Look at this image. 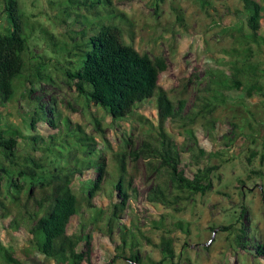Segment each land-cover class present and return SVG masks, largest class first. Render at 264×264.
Instances as JSON below:
<instances>
[{
    "label": "trees",
    "instance_id": "trees-1",
    "mask_svg": "<svg viewBox=\"0 0 264 264\" xmlns=\"http://www.w3.org/2000/svg\"><path fill=\"white\" fill-rule=\"evenodd\" d=\"M197 2L203 9L209 6L208 0ZM241 2L240 13L247 32L240 25L233 26L228 31L230 48L222 51L229 58L230 73L209 69L207 83L197 90L186 112V84H192V79H179L176 90L162 88L160 77L168 71L165 58L136 48L134 22L117 12L111 0L59 3L58 17L69 28L68 38L73 43L69 48L64 44L63 48L68 56L78 57L73 67L66 70V76L73 82L84 107L101 109L114 123L135 117L140 107L152 101L156 115L153 120L138 116L147 132L136 148L133 149L132 138H128L125 144L131 150L127 146L114 150L104 135L101 117L92 116L93 133H90L81 124L61 116L55 103L45 108L36 101L30 111L31 131L42 122L54 133L47 138L38 134L25 137L29 152L18 151V130L0 126V219H9L10 229L27 227L30 248L54 264H92L89 227L106 235L114 245L116 254L112 263L123 259L134 264H174L176 254L170 234L176 230L189 234L188 225L181 222L174 223L172 229H162L157 245L159 261L139 256L137 233L141 229L135 222H125L132 202L138 199L131 163L141 159L152 179L144 198L149 206L172 208L212 190L213 174L219 166L201 165L204 158L214 154L199 146L190 127L224 103L227 100L224 93L241 90L249 99L262 90L256 79L261 71L252 59L264 51L263 4L262 0ZM163 3L164 0H155L156 17ZM1 4L10 25L6 33H0V105L5 106L14 98L15 82L23 78L27 66L31 67L33 57L27 33L31 27L18 0H1ZM81 9L87 10L86 16ZM69 17L71 23H67ZM176 20L183 26L179 13ZM47 80L51 82L49 77ZM168 129H182L192 144L187 147L184 142L178 144ZM65 135L64 142L69 137L73 139L68 155L58 152L56 159L60 163L48 166L44 155L55 151L49 145L55 144L56 138L63 140ZM183 154H189V163L196 168L190 177L183 169ZM252 173L264 176V172ZM114 174L117 179L112 177ZM242 216L243 212L237 222L239 227L233 223L220 226V231L231 236L235 246L250 251L255 259H264V247L258 243L251 246V240L246 241V231L240 222ZM73 218L79 219V231L69 234ZM162 221L163 217L150 221L151 227L160 230ZM81 245L83 250L79 251ZM10 252L0 241V264L17 263Z\"/></svg>",
    "mask_w": 264,
    "mask_h": 264
},
{
    "label": "rangeland",
    "instance_id": "rangeland-1",
    "mask_svg": "<svg viewBox=\"0 0 264 264\" xmlns=\"http://www.w3.org/2000/svg\"><path fill=\"white\" fill-rule=\"evenodd\" d=\"M63 1L18 0L31 27L27 33L33 59L31 67L25 68L23 78L15 82L16 91L12 101L5 106L0 105V126L18 130V151L29 152L30 145L25 137L38 134L47 138L54 133L42 122L37 124L35 131H31L30 111L34 103L38 101L45 108L55 103L61 116L81 124L90 133H93L92 116L101 117L104 135L114 150L126 147L128 138H132L134 149L147 132L138 116L153 120L152 117L156 115L155 102L144 104L136 111L135 117L114 123L101 109L84 107L73 82L66 76V70L73 67L78 57L72 54L68 56L63 48L64 44L67 48L73 44L67 34L69 28L58 17L59 3ZM111 1L117 12L124 13L134 22L136 48L151 56L165 58L168 71L160 77L162 88L176 90L179 79H192V84H186L184 112L194 101L197 90L207 83L209 69L230 73L229 58L222 53L230 48L228 31L240 25L247 32L244 16L240 13L241 0H208L206 9L201 8L197 0H164L157 17L153 11L155 0ZM262 4L264 15V0ZM81 13L86 16L87 10L81 9ZM177 13L182 16L183 26L176 20ZM71 20L72 17H69L67 23H71ZM261 24V34L264 36V19ZM74 27L78 28L76 25ZM9 28L0 0V33H6ZM252 62L261 71L256 79L262 90L249 99L241 90L224 93L227 100L190 127L199 146L208 154H214L204 158L201 165L219 166V170L213 174L211 191L194 195L172 208L149 206L144 198L152 179L146 174L141 159L131 163L134 164L133 187L138 191V199L132 200V210L125 216V222H135L141 229L137 239L139 256L143 259L159 261L161 255L157 245L162 229H172L174 223L181 222L188 225L189 234L180 230L170 234L176 254L174 264H264V259H255L250 251L235 246L231 242L232 237L219 229L220 226L237 223L243 212L240 222L246 231V241L251 240V246L258 243L264 247V176L252 173L264 172V51L256 53ZM30 80L34 82L33 85L29 83ZM168 131L178 144L184 142L185 147L192 144L182 129ZM66 135L63 140L56 138L55 144L49 145L55 151L44 155L48 166L60 163L56 159L58 152L68 155L72 147L70 139L72 142L73 139L69 137L64 142ZM127 147L131 150L130 145ZM183 156V169L190 177L196 168L189 163V154ZM114 173L117 174L116 171ZM116 174L112 175L114 179H117ZM160 217H163V227L160 230L151 227L150 221L160 220ZM78 223V218L72 219L69 234L79 231ZM8 225L9 219H0V241L12 250L10 253L17 262L10 264H54L30 248L27 227L10 229ZM236 226L240 225L237 223ZM89 228L92 264H134L123 259H116L112 263L116 254L114 245L106 235ZM78 250H83L82 245Z\"/></svg>",
    "mask_w": 264,
    "mask_h": 264
}]
</instances>
